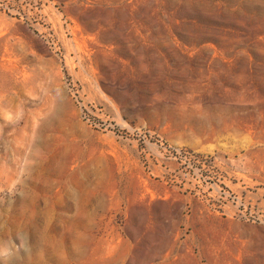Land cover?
Here are the masks:
<instances>
[{"label": "rangeland", "instance_id": "1", "mask_svg": "<svg viewBox=\"0 0 264 264\" xmlns=\"http://www.w3.org/2000/svg\"><path fill=\"white\" fill-rule=\"evenodd\" d=\"M0 264H264V0H0Z\"/></svg>", "mask_w": 264, "mask_h": 264}]
</instances>
